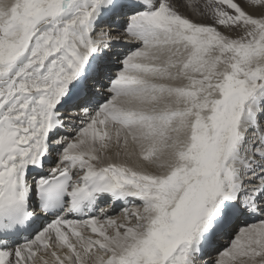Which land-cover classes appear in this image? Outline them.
<instances>
[{
	"label": "snow or ice",
	"instance_id": "obj_1",
	"mask_svg": "<svg viewBox=\"0 0 264 264\" xmlns=\"http://www.w3.org/2000/svg\"><path fill=\"white\" fill-rule=\"evenodd\" d=\"M0 264H264V0H0Z\"/></svg>",
	"mask_w": 264,
	"mask_h": 264
},
{
	"label": "bare ground",
	"instance_id": "obj_2",
	"mask_svg": "<svg viewBox=\"0 0 264 264\" xmlns=\"http://www.w3.org/2000/svg\"><path fill=\"white\" fill-rule=\"evenodd\" d=\"M223 243H224L223 240H221V241L218 242L219 245H223ZM206 259H210V258L209 257H206Z\"/></svg>",
	"mask_w": 264,
	"mask_h": 264
}]
</instances>
